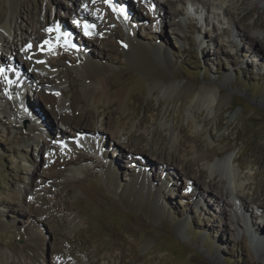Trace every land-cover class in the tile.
<instances>
[{
	"label": "rangeland",
	"instance_id": "rangeland-1",
	"mask_svg": "<svg viewBox=\"0 0 264 264\" xmlns=\"http://www.w3.org/2000/svg\"><path fill=\"white\" fill-rule=\"evenodd\" d=\"M124 1L0 0V264H264V0Z\"/></svg>",
	"mask_w": 264,
	"mask_h": 264
},
{
	"label": "bare ground",
	"instance_id": "bare-ground-1",
	"mask_svg": "<svg viewBox=\"0 0 264 264\" xmlns=\"http://www.w3.org/2000/svg\"><path fill=\"white\" fill-rule=\"evenodd\" d=\"M162 2L160 3V6L163 8L164 7V5L165 4H167V3H169V4H174L175 2L176 3H189L190 5H191V7H193V0H175L174 2H172V0L170 1V0H161ZM262 0H255V3H260ZM125 2H130L129 0H125L124 1V3ZM224 5V3H222V6ZM113 6V5H112ZM130 6H132V5H130ZM220 7H221V5H220ZM121 11V10H120ZM165 12H167V10L165 11V10H163V13H165ZM42 24H44L45 25V22H43ZM45 27V26H44ZM43 27V28H44ZM61 36L64 38V39H68V37H67V35H69V33H70V31L65 27V25L63 24L62 26H61ZM3 31H5V32H9V26L8 25H5V26H3L2 27V32ZM36 31V30H35ZM0 34H1V32H0ZM34 36H37V37H42L43 36V34H42V32L40 31L39 33H35L34 34ZM15 37V36H14ZM61 38V37H60ZM129 39H128V41H127V43H126V45L128 46V48H129V50L127 51L128 52V55L129 56H132V57H134V58H137V59H139V60H143V61H145L146 60V57H147V55L149 56V49H145V48H147V47H144V46H137V42L135 41V40H131L130 38L131 37H128ZM12 39H13V35H12ZM42 39V38H41ZM62 39V38H61ZM66 41H68V40H66ZM46 42V40H44L42 43L44 44V46H42V47H45V48H47L46 49V52L43 54V53H40V52H36V54H34L33 55V58L35 57V60L37 61L36 62V64L38 65L37 67L40 69V71L42 72V74L44 75L43 77H44V79H46V80H49V79H51V78H53V75H51V73L52 72H49V70H48V65L50 64V63H52V64H54V63H56V61H54L53 60V58H47L46 56V54L47 53H51L52 51H54V45H53V43H51V42H48L47 41V43H45ZM0 44H1V41H0ZM11 49V48H10ZM3 64V63H2ZM81 68H83L82 69V74H83V76L85 77V78H87V81L89 82V83H92L93 81H95L96 80V78H97V75L101 72V67L99 66V64H97L96 62H94V61H92V60H89L88 59V61H86V63H84L83 64V67H81ZM152 70H153V72L155 71V73L153 74V76H154V78H156V80L154 79V81H158L157 79H158V77H160L161 76V73H159V70H157V69H155V67L154 68H152ZM20 71V70H19ZM80 72H81V70H80ZM158 72V73H157ZM11 73H13L14 75L16 74V73H14L13 71H8L7 72V74H11ZM157 73V74H156ZM156 74V75H155ZM5 75V74H4ZM19 76V75H18ZM16 77H17V75H16ZM42 77V78H43ZM42 78H40V79H42ZM18 79H19V77H18ZM43 80V79H42ZM41 80V81H42ZM44 81V80H43ZM202 99L203 100H205L206 102H207V104H210V103H212L213 101H214V98L213 97H211L210 95H207L206 97L204 96V97H202ZM76 97H73L72 99H71V101H70V105H74L75 103H76ZM108 118H110V120H112V115L114 114H112V112L111 111H108ZM89 117V116H88ZM88 117H87V119H88ZM114 136H116V135H118V133L117 132H114ZM89 142V141H88ZM74 143V141H67V143H65V144H63V146H68V148H72L74 145H72ZM54 162H55V164H57V163H61V162H64L65 160L66 161H72V159H70V158H66V159H63V160H60L59 158H54ZM220 161L222 162L221 164L226 168V165H229L230 163H233V157L232 156H227V157H223V158H221L220 159ZM206 164L208 165V166H210L211 168H213L216 164H218V162H214V163H209V162H206ZM147 180V179H146ZM227 182H228V184H229V188H230V192H223L222 190H220L219 191V195H220V198H223V199H227V201L229 200H232V198H230V195L232 196L233 195V193H232V191L234 190L235 192L237 191V189H238V187H239V181H238V179H237V176L233 173V175H232V177H229L228 179H227ZM141 184V183H140ZM109 187L110 188H112V189H116V187H115V185H113V182H110L109 183ZM142 187V188H141ZM139 189H137L136 187H133L132 189L130 188V189H128V190H134L135 191V193H136V202H138L139 204H141L142 202H139L140 200H139V198H141L142 196H143V194H141L140 192H145L146 193V195H148L149 194V192H148V189L146 188V187H144V186H141ZM148 188H151L150 186H147ZM145 189V190H144ZM151 190V189H150ZM23 192V191H22ZM27 193V192H26ZM124 195L126 196V198H127V200H128V198H130V192L129 191H127V189H124ZM144 193V194H145ZM187 194V193H186ZM235 195H237L236 196V198H241L242 196L238 193L237 194V192H236V194ZM145 198V197H144ZM196 204L197 205H199V206H204L203 205V203L202 202H200V201H198V200H196ZM39 217H41V214L40 215H38ZM74 217H72V218H70L69 219V222H70V224H75V223H77V221H76V219H73ZM76 221V222H75ZM0 224H2V223H0ZM257 229H259V225L257 226ZM262 244L264 245V242H262ZM33 253L34 254H32V256H36V259L34 260V261H32L31 263H28V264H43V261L41 260L42 259V254H41V256L39 255V250H38V248L37 247H35V248H33ZM7 258V256H6V253L3 251V250H1V248H0V263H2V261H4L5 259ZM41 258V259H40ZM62 264H70V262L69 261H63V263Z\"/></svg>",
	"mask_w": 264,
	"mask_h": 264
},
{
	"label": "snow or ice",
	"instance_id": "snow-or-ice-1",
	"mask_svg": "<svg viewBox=\"0 0 264 264\" xmlns=\"http://www.w3.org/2000/svg\"><path fill=\"white\" fill-rule=\"evenodd\" d=\"M87 28H88V26L86 25V26H85V34H88V32H87ZM45 43H47V41H46ZM29 47H30V46H29ZM0 71H2V70H0Z\"/></svg>",
	"mask_w": 264,
	"mask_h": 264
}]
</instances>
